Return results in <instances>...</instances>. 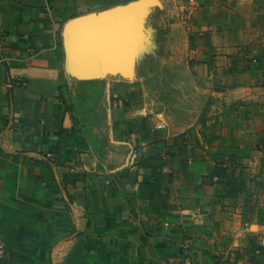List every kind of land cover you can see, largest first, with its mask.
<instances>
[{"label": "crops", "instance_id": "0c3cea01", "mask_svg": "<svg viewBox=\"0 0 264 264\" xmlns=\"http://www.w3.org/2000/svg\"><path fill=\"white\" fill-rule=\"evenodd\" d=\"M134 1L0 0L1 264H264V0H177L185 133L135 94L92 123L64 103L67 26Z\"/></svg>", "mask_w": 264, "mask_h": 264}, {"label": "rangeland", "instance_id": "374dc122", "mask_svg": "<svg viewBox=\"0 0 264 264\" xmlns=\"http://www.w3.org/2000/svg\"><path fill=\"white\" fill-rule=\"evenodd\" d=\"M179 4L136 0L89 11L67 26L63 97L74 117L95 122L115 99L135 94L173 131L205 122Z\"/></svg>", "mask_w": 264, "mask_h": 264}, {"label": "built area", "instance_id": "2783aa9c", "mask_svg": "<svg viewBox=\"0 0 264 264\" xmlns=\"http://www.w3.org/2000/svg\"><path fill=\"white\" fill-rule=\"evenodd\" d=\"M167 126V122L165 121H161L160 123H158V128L166 129ZM215 180H218V177H216ZM6 253L7 244L4 240L0 239V264L6 257ZM159 264H195V262L189 253L184 252L182 256L178 259H166L161 261Z\"/></svg>", "mask_w": 264, "mask_h": 264}]
</instances>
